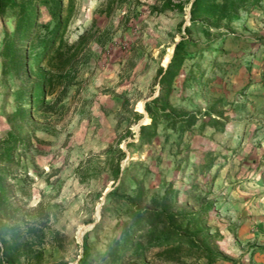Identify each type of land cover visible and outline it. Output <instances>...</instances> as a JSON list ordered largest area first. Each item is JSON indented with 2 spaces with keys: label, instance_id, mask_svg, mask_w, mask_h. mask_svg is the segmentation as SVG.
<instances>
[{
  "label": "rangeland",
  "instance_id": "rangeland-1",
  "mask_svg": "<svg viewBox=\"0 0 264 264\" xmlns=\"http://www.w3.org/2000/svg\"><path fill=\"white\" fill-rule=\"evenodd\" d=\"M187 1L191 0H172L184 3L180 12L176 7L163 9V0H60L63 38L71 42L91 29L98 41L90 43L77 81L62 101L33 117L31 149L19 152L17 173L7 178V183L21 185L16 194L21 205L25 202L30 208L41 201L45 206L46 234L36 245L44 264H77L85 234L90 264H175L160 261L155 255L157 247L144 249V236L135 235L134 246H129L123 223L129 205L122 200L109 203L107 197L119 183L120 193L131 195L141 186L148 198L175 190L170 195L177 196V206L189 210L198 208L205 198L210 205L207 225L211 233L221 234L215 249L226 258L214 264L239 260L236 255L231 257L236 244L227 245L225 235L236 239L237 212H242L243 205L250 206V195L258 192L252 178L260 168L252 161L253 149L247 143L255 135L256 107L248 99L246 85L235 83L239 67L230 72L228 64L246 43L245 62L253 56L251 38H242L240 28L255 5L247 2L238 19L221 33L217 29L223 27L210 20L192 24L186 32ZM153 5L160 10L152 11ZM17 9L0 10V52L4 34L14 28ZM35 15L32 35L19 47L21 58L26 55L30 64L58 21L50 4H37ZM182 35L190 42L168 100L177 116L186 111L199 119L194 126L183 128L179 119L174 123L163 118L151 143L140 144L139 126L150 121L143 102L156 95L158 70L165 67ZM2 64L0 53V138L7 133L6 113L14 109L20 81L34 78L14 71L3 75ZM53 97L47 96V103ZM134 110L141 113L138 120ZM201 118L206 122L202 128ZM211 118L221 124L212 126ZM116 146L124 155L120 172L112 180L104 160L115 153L107 149ZM206 152L212 157L209 169ZM109 247L123 254L121 262L99 260L98 254Z\"/></svg>",
  "mask_w": 264,
  "mask_h": 264
},
{
  "label": "trees",
  "instance_id": "trees-1",
  "mask_svg": "<svg viewBox=\"0 0 264 264\" xmlns=\"http://www.w3.org/2000/svg\"><path fill=\"white\" fill-rule=\"evenodd\" d=\"M260 0H191L188 7L189 24L183 30L188 31L192 24H199L203 20H210L218 28L225 31L231 23L238 19L239 11L250 2L257 5ZM51 5L52 14L58 16V21L50 30L51 34L42 40V49L36 52L30 64L29 58H21L19 47L32 35L36 26V5ZM60 0H0V10L7 6L18 9L15 12V24L12 32H6L1 45L3 59L2 74L10 71L21 73L30 80H21L14 101V109L6 113L8 123L7 133L0 138V264H44L42 250L36 245L41 244L46 234V218L48 217L43 202L28 208L24 202L19 203L16 194L21 191L20 184H9L7 178L17 173L19 152H27L32 146V131L30 129L33 117L44 108H55L67 95L69 87L76 83L79 68L86 58L89 45L98 41L96 32L88 29L81 33L76 40L68 41L62 36V21L59 12ZM163 9L176 7L183 12V2L173 3L172 0H163ZM111 6L104 11L109 13ZM151 10H160L158 6H151ZM245 10V9H244ZM181 23L178 24L180 31ZM189 38L183 35L173 46L172 54L165 67L158 70V90L154 97L143 102L150 121L140 124L139 142L149 144L157 134L158 123L163 118H171L176 123L179 119L183 128H190L199 119L193 112L177 114V109L168 100L173 77L180 70L186 58V46ZM45 62V66H43ZM54 96L51 103H47V96ZM135 120L141 113L133 111ZM176 114V115H175ZM178 117V118H177ZM199 127L206 122L201 118ZM211 125L221 124L218 118H211ZM113 155L105 156V164L109 177L115 180L120 172V159L124 151L116 146L109 147L107 152ZM206 169L211 164V154L206 152ZM120 183L107 192L109 203H118L122 200L128 203V219L125 220V238L129 237V246H134V236H144L147 240L144 249L157 247L155 253L162 262L175 264H214L218 260L226 259L216 251L214 242L221 239L216 230L211 233L206 222V215L210 209L208 200L201 199L198 208L189 210L177 206L175 190H165L162 195H152L148 198L141 186H137L131 195L119 192ZM170 194H173L172 196ZM22 199V198H21ZM108 205V204H107ZM100 221V220H99ZM98 221V222H99ZM97 222V224H98ZM37 239V240H36ZM37 249H36V247ZM143 249V248H142ZM91 250L88 245V235L82 239L81 256L77 264H90L88 257ZM99 260L106 262H121L123 254H116L111 247L98 254ZM109 262V261H108Z\"/></svg>",
  "mask_w": 264,
  "mask_h": 264
},
{
  "label": "crops",
  "instance_id": "crops-1",
  "mask_svg": "<svg viewBox=\"0 0 264 264\" xmlns=\"http://www.w3.org/2000/svg\"><path fill=\"white\" fill-rule=\"evenodd\" d=\"M241 37L250 39L253 56L246 63L245 55L247 44L241 46L235 60L228 64L230 72L237 68L235 83L237 86L246 85L248 99L256 107L254 112L255 135L250 142L253 149L251 159L259 166L260 173L253 176L257 182L258 192L251 194L250 206H241L242 212H237L238 219L235 226L236 239L233 235H225L227 245L236 244L231 257L239 259L235 264H264V0H260L249 14L242 19ZM243 47V51L241 48ZM239 64V65H238ZM249 67L246 69V66ZM245 71H248L245 73ZM246 75V77H245ZM248 79V80H247ZM245 143V142H244ZM243 143V144H244ZM256 191V190H255ZM236 207H240L236 201ZM239 209V208H238ZM230 256V255H229Z\"/></svg>",
  "mask_w": 264,
  "mask_h": 264
},
{
  "label": "built area",
  "instance_id": "built-area-1",
  "mask_svg": "<svg viewBox=\"0 0 264 264\" xmlns=\"http://www.w3.org/2000/svg\"><path fill=\"white\" fill-rule=\"evenodd\" d=\"M263 71H264V68H263Z\"/></svg>",
  "mask_w": 264,
  "mask_h": 264
},
{
  "label": "water",
  "instance_id": "water-1",
  "mask_svg": "<svg viewBox=\"0 0 264 264\" xmlns=\"http://www.w3.org/2000/svg\"><path fill=\"white\" fill-rule=\"evenodd\" d=\"M167 63V62H166Z\"/></svg>",
  "mask_w": 264,
  "mask_h": 264
}]
</instances>
